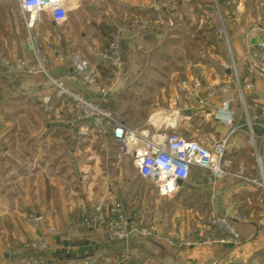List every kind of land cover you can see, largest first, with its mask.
<instances>
[{"label": "crops", "instance_id": "0c3cea01", "mask_svg": "<svg viewBox=\"0 0 264 264\" xmlns=\"http://www.w3.org/2000/svg\"><path fill=\"white\" fill-rule=\"evenodd\" d=\"M100 1L103 2V0ZM104 1L106 2L104 8L106 6L110 8V17H124L131 21L136 16L148 15L153 2V0ZM174 2L176 18L173 29L147 31L134 28L131 34L122 40L124 65L121 71H117L109 64L100 63L99 49H102L105 43L103 44L102 33L96 26L101 25L98 24L100 22L98 20L95 24L90 22L87 25L91 27L90 31L81 32L79 47L90 62L98 66L101 81L110 88L109 94L105 99H101L96 89L87 88L77 79H70L71 85L93 100L110 107L129 126L154 131L148 124L149 118L152 113L164 108H154L148 116L141 109L135 110V107L142 103L137 101L138 97H134L135 92L131 93V91L137 87H143V84L135 85L142 68L141 60L134 59L135 53L137 54L140 50H143L144 55L148 53L150 56L154 51L163 53L167 50L165 45L169 41L181 44L187 36L195 42H200L205 54L199 55V60L195 63L181 61L179 64L176 63V74L180 65L191 66L209 82H231L233 77L231 71L224 69L221 65L223 61L229 59L227 46L215 38L218 20L214 13L215 0H174ZM217 2L222 15L227 20L232 54L238 64L239 75L253 83V88L247 92V100H256L264 104V77L258 73H249L246 61L247 46L264 40V0H217ZM235 9L238 11L237 15L232 14ZM50 23L55 26L52 22ZM185 24L191 25V27L188 25V31L183 29ZM10 38L0 34V56L12 58L32 56L26 45L21 51L18 49L16 36ZM62 38L61 47L66 51L70 39L67 34ZM183 47L182 51L185 52L186 46ZM174 50L176 54L178 47ZM258 61L263 62V60ZM52 72L54 76L69 78L73 70L70 63L54 59ZM129 92L134 98L127 96ZM184 98L181 90L180 95L177 92L176 95L170 96L166 107L169 108L174 103L181 106ZM225 98L231 100L229 104L231 107L238 106L239 102L234 91L224 97V100ZM222 102V99L217 98L212 101V105L193 109L190 116L186 115V118L179 121L177 131L186 137L219 138L227 131L226 125L215 117L216 107H220ZM39 105L47 108L44 115L34 114L35 107ZM70 107L67 100L64 101L53 93L47 77L43 75L0 78V264H19L15 258L23 251L26 244L46 233L50 226L56 231L50 234L51 240L60 246H63V243H70L69 246L74 250L75 256L86 258V260L52 259L47 264H113L116 254L124 250H128L129 254L144 256L142 261L136 260L139 261L137 264L148 263L151 260L149 257L155 260L161 259L166 264L208 263L211 256L210 250L205 249L204 246H170L161 240L140 236H134L125 242L111 241L105 233L92 231L81 225L77 220L80 217L81 205L94 202L108 204L115 198L107 187H104V194L95 195L91 184L87 181L88 177L96 175L97 170L94 168V163L87 160L92 154L90 144L95 142L93 150L103 155L107 153L108 147L101 145L95 137L85 139L78 136L77 127L69 122ZM194 124L196 127L192 131L188 126H194ZM258 130L261 133V129L258 128ZM245 136H247L245 133L235 135L229 152L235 150L236 153H244L246 151ZM262 148L261 153L264 157V145ZM190 186L195 189L193 191L207 195L209 201L210 196L219 198L222 194L225 197L233 195L237 198L244 185L228 184V181L224 179L217 183L215 192H212L206 185L198 187L191 178L188 182L181 183L180 189H188ZM241 206L245 212H249L253 217L256 216L255 208L253 213L247 205ZM214 210L221 214L231 212L228 203L217 205ZM186 212L188 213L185 211L179 213L188 218L198 217L194 209ZM32 214L39 219L36 224L29 220ZM255 218L264 222V212ZM237 223L241 222L237 221ZM161 228L164 230L163 227ZM250 229L258 232L256 221L251 222ZM165 230L164 236L183 235V232L177 230L175 224ZM258 234L260 236L254 242L256 244L254 251L264 252V234ZM84 246L97 247L98 253L93 256L89 250H86L85 254H80ZM204 250L207 252L205 255L201 253H204ZM235 254V258L237 255L241 258V252L235 251ZM98 255L103 259L99 260ZM230 257L231 254L226 256L225 260Z\"/></svg>", "mask_w": 264, "mask_h": 264}, {"label": "built area", "instance_id": "2783aa9c", "mask_svg": "<svg viewBox=\"0 0 264 264\" xmlns=\"http://www.w3.org/2000/svg\"><path fill=\"white\" fill-rule=\"evenodd\" d=\"M17 1L25 18L28 34L25 37L26 46L32 56L15 58L0 56V78L4 76L43 75L47 77L53 93L70 104V124L77 127L78 136L82 138L95 137L98 142L107 147L113 143L127 151L134 158L139 175L151 181L159 194L174 195L182 183L188 182L193 173L197 175L195 185L211 188L215 192L217 183L229 175L230 161L227 158L230 144L235 135L245 133L255 147L260 174L248 178L249 182L259 189L264 196V159L261 148L264 145V104L247 100V92L253 88L251 81L241 82L238 64L232 54L231 40L227 20L221 13L215 0L214 13L217 16L215 38L226 44L229 59L221 63L224 69H229L234 77L231 82L212 83L207 81L191 66L180 65L177 74L181 77L180 87L184 94L183 105L174 103L167 109H160L151 114L149 129L134 128L120 119L108 106H104L75 89L70 79H77L87 88L96 89L101 99H105L110 88L101 81L100 71L96 64L79 50H61L54 43L43 41L32 29L41 20L42 15L55 25L65 24L79 3V0H13ZM174 0H153L148 15L136 16L132 21L124 17L109 18L111 31L107 44L99 49L101 62L107 63L117 71L124 65L122 40L131 34L134 28L173 29L175 27ZM232 14L237 15L235 9ZM56 59L70 63L73 73L69 78L57 77L52 72V61ZM258 60H263L258 61ZM247 69L249 73H258L264 77V40L247 46ZM235 92L238 106L231 107V100L224 97ZM222 99V105L216 107L215 117L227 127L226 133L217 139L210 137H186L177 131L180 120L186 118L185 109H195L212 105L214 99ZM213 107V106H211ZM214 108V107H213ZM256 128L261 129L257 133ZM260 142L258 144L257 142ZM243 175V170L238 176ZM231 212L225 215L213 214L211 221L219 231L218 237L207 235L199 244L213 246L217 243L241 244L242 236L232 223L241 221L244 216L240 209L231 204ZM29 220L37 223L35 214ZM78 220V219H77ZM83 227L92 231H101L111 241H129L134 236L165 240L171 245H198L192 242L191 232L184 235L164 236L155 221L146 222L144 219L130 217L124 204L113 201L108 204L94 202L83 204L80 208L79 220ZM56 232L50 226L46 233L39 235L26 244L25 248L32 252L20 264H44L47 256L54 254L62 247L50 239V234ZM71 249L70 246L65 248ZM23 252V251H22ZM130 254L128 250L121 251L113 264H126Z\"/></svg>", "mask_w": 264, "mask_h": 264}, {"label": "rangeland", "instance_id": "374dc122", "mask_svg": "<svg viewBox=\"0 0 264 264\" xmlns=\"http://www.w3.org/2000/svg\"><path fill=\"white\" fill-rule=\"evenodd\" d=\"M76 1L72 0L73 3ZM105 5L106 2L104 0L103 2L100 0H79L78 6L71 11L69 19L65 24L52 26L47 16L42 15L41 20L35 25L32 31L43 41L48 40L61 50H63L61 47L62 36L64 37L67 34L68 39H70L69 43H67V50L77 49L82 52L79 47L81 32L90 31L91 27H87V25L90 22L95 24V21L98 20L100 21L98 24L101 26H96V28L101 31L103 44H106L110 35V8L108 6L104 8ZM191 22L194 23L193 20ZM188 25L185 24L183 27L185 31L189 30ZM0 34L9 38L16 36L20 51L26 45L25 37L28 34V28L16 1L0 0ZM70 35H72V38H70ZM75 40L77 42H74ZM174 44L176 43L169 41L165 45L167 50L163 53H156L154 51L150 56L148 53L144 55L143 50H140L137 54H134V59L137 61L141 60L140 66L142 67L141 72H139L141 75L138 74L137 77L139 78L135 81V85L139 86L143 84L142 88L137 87V89L131 91V93L135 92L134 97L136 96L139 99L137 101L142 103V105L135 107L136 111L141 109L148 116L154 108H167L166 106H168L170 96L176 95L177 92L180 95L181 92V88L178 87V85L180 86L181 77L175 72L176 63L179 64L180 61L195 63L199 60V55L205 54L200 42H195L187 36L184 37V42L181 44ZM183 46H186L185 52L182 51ZM177 47L178 50L175 54L174 49ZM232 79L234 80V77ZM131 93L129 92L127 96L133 97ZM45 111H47V108L39 105L35 107L34 114L44 115ZM188 127L194 131V127L196 126L194 124V126ZM257 143L260 144L259 140ZM90 145L92 147V154L87 160L94 163V168L97 170L96 175L91 178L88 177L87 181L91 184V189L95 195L101 196L104 194V187H107L108 191L114 196V201L117 200L124 204L130 217L144 219L146 222L155 221L162 232L175 224L177 230L183 232L185 240H187V231H190L193 239L192 242L196 241L198 242V246H204L205 249L208 248L210 250L211 256L206 264H264V252L254 251L256 247L254 242L260 236L258 233L264 234V222H260L258 218H255L256 216H260L261 212H264V196L248 180V178L257 177L260 174L255 147L248 136H245L244 145L246 146V151L244 153L239 154L234 152V150L232 152L228 151L227 154V158L230 161V173L225 179L228 181V184L244 185L240 189L238 197L235 198L233 195L231 197H225L222 194L223 196L221 195L219 198L210 196L209 201L207 200V195L193 191L195 190L192 188L193 186H190L188 189H179L171 196L161 195L151 181L139 175L134 158L127 151H123L119 145L113 143L108 144L107 153L104 155L100 154L99 151L93 150L95 142H92ZM241 170H243V175L239 177L238 173ZM193 177L195 181L197 175L195 174ZM223 203H228V206H231V204L236 205L244 216L243 220L239 221L241 223L238 224L242 226L239 230L237 229L242 236L241 244L238 246L233 245V248L230 249L228 254L224 255L230 256L231 254L228 260H225L224 256L221 257V260L218 259L220 258L219 251L225 244L217 243L213 246L199 244L201 243L199 241L203 240L209 234L218 237L219 231L213 225L211 217L213 214L221 215V213L214 210V207L220 204L223 205ZM242 204L247 205L248 209H252L251 212L253 213L255 208L256 216L253 217L252 214L246 213L241 206ZM191 209H194V212L195 210L197 211L196 215L198 217L190 216L188 218V216H183V214L179 213L180 211L188 213L186 211ZM177 213L179 214L177 215ZM252 221H256L259 229L258 232L255 229H250ZM161 241L171 246L167 241L162 239ZM235 251L242 253L241 258H238V255L235 258ZM201 253L204 255L207 254L206 250H204V253ZM98 257L99 260L103 259L100 255ZM143 257L142 255L130 254L129 260L142 261L141 259ZM146 257L148 258V256ZM149 258L151 260L149 261L147 259L149 262L146 264H166L161 259L155 260L152 257Z\"/></svg>", "mask_w": 264, "mask_h": 264}, {"label": "trees", "instance_id": "16d2710c", "mask_svg": "<svg viewBox=\"0 0 264 264\" xmlns=\"http://www.w3.org/2000/svg\"><path fill=\"white\" fill-rule=\"evenodd\" d=\"M17 2V1H16ZM18 3V2H17ZM176 4V3H175ZM19 6V5H18ZM134 9V8H133ZM111 28V27H110ZM110 31H111V29H110ZM121 49H122V47H121ZM101 64H105V65H108L107 63H104V62H100ZM240 79H241V82H244V81H246L244 78H242V77H240ZM248 102H250V103H252L253 102V100H249L248 99ZM256 131L257 132H259V130H258V128H256ZM260 133V132H259ZM263 156V155H262ZM263 159H264V157H263ZM195 175V173H193V175H192V177L191 178H194L193 176ZM246 213H248L249 214V212H246ZM221 215H223V214H221ZM79 220V219H78ZM232 223L234 224V226L239 230V228L241 227L240 225H238L239 223H237V220H232ZM63 246L62 247H60V248H58L57 249V251L54 253V254H51V255H49V256H47L46 257V259H45V262H44V264H47V263H49L52 259H55V260H61V261H63V260H68V259H79V260H86V258H81V257H76L75 255V253H74V250L71 248V249H69V250H66L65 248L66 247H68L69 245H71L70 243H63L62 244ZM84 249L80 252V254H85L86 253V250H89V253L91 252L92 254H93V256L94 255H96L97 253H98V251H97V247L95 248V247H93V246H84L83 247ZM233 248V245H231V244H225L222 248H221V250L219 251V257H220V259H221V257H223L224 255H227L228 254V252L230 251V249H232ZM23 250V252H21L16 258H15V261L17 262V263H21L22 262V260H24V258L25 257H27V256H29L30 254H31V250L30 249H26V248H23L22 249ZM79 254V255H80ZM92 254H89L90 256H92ZM119 255V253L118 254H116V257ZM89 256V257H90ZM224 257H226V256H224ZM139 261H135V263L137 264ZM132 260H128L127 261V263L126 264H135Z\"/></svg>", "mask_w": 264, "mask_h": 264}, {"label": "water", "instance_id": "95a60500", "mask_svg": "<svg viewBox=\"0 0 264 264\" xmlns=\"http://www.w3.org/2000/svg\"><path fill=\"white\" fill-rule=\"evenodd\" d=\"M184 114L187 115V116H190L192 114V110L191 109H185L184 110ZM178 183L181 184L182 181L181 180H178Z\"/></svg>", "mask_w": 264, "mask_h": 264}]
</instances>
